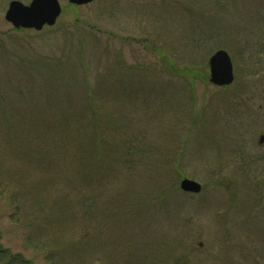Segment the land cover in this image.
<instances>
[{"label": "rangeland", "instance_id": "1", "mask_svg": "<svg viewBox=\"0 0 264 264\" xmlns=\"http://www.w3.org/2000/svg\"><path fill=\"white\" fill-rule=\"evenodd\" d=\"M11 1L1 248L32 264H264V0H59L41 31L8 23ZM218 50L230 86L210 82ZM60 241L75 250L47 253Z\"/></svg>", "mask_w": 264, "mask_h": 264}, {"label": "water", "instance_id": "2", "mask_svg": "<svg viewBox=\"0 0 264 264\" xmlns=\"http://www.w3.org/2000/svg\"><path fill=\"white\" fill-rule=\"evenodd\" d=\"M95 0H69L71 4L84 5ZM62 13L59 0H31L26 5L18 0L9 3L5 13V20L16 30L41 31L44 27L56 24ZM210 82L218 87L230 86L234 82V70L231 57L225 50H218L209 59ZM260 142H264L261 136ZM183 192L198 194L202 186L190 179H183L180 183Z\"/></svg>", "mask_w": 264, "mask_h": 264}, {"label": "trees", "instance_id": "3", "mask_svg": "<svg viewBox=\"0 0 264 264\" xmlns=\"http://www.w3.org/2000/svg\"><path fill=\"white\" fill-rule=\"evenodd\" d=\"M91 230L89 227L88 232H91ZM60 243L54 244V245H48V246L45 245L47 249V253H50V255L53 256L59 252H62L63 254L61 255V257L64 258V257H67L64 255L65 253H70V252H73V250H75V246L72 242L65 243V242L60 241ZM75 244H76V248H78L77 247L78 244L77 243ZM0 264H32V263L29 260H25L22 255L12 254L9 250L3 249L0 246Z\"/></svg>", "mask_w": 264, "mask_h": 264}]
</instances>
